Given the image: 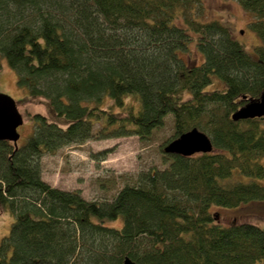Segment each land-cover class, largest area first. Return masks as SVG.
Listing matches in <instances>:
<instances>
[{"label":"trees","instance_id":"16d2710c","mask_svg":"<svg viewBox=\"0 0 264 264\" xmlns=\"http://www.w3.org/2000/svg\"><path fill=\"white\" fill-rule=\"evenodd\" d=\"M260 44L249 50L204 0H0V59L54 119L0 140V214L15 215L0 264H255L264 226L223 225L215 208L264 202V117L235 121L264 92V0H238ZM197 36L201 60L187 61ZM1 65V63H0ZM173 118L168 143L198 128L214 150L164 152L111 199L88 200L43 179L42 157L88 140L149 139ZM169 118V117H168ZM110 150L92 153L96 161ZM123 219L121 227L109 222Z\"/></svg>","mask_w":264,"mask_h":264},{"label":"rangeland","instance_id":"374dc122","mask_svg":"<svg viewBox=\"0 0 264 264\" xmlns=\"http://www.w3.org/2000/svg\"><path fill=\"white\" fill-rule=\"evenodd\" d=\"M205 20H221L231 26V31L249 50L260 44V38L248 23L250 15L242 8L238 0H204ZM243 32V33H242ZM197 36L189 43V53H183L187 61L196 63L201 60L197 46ZM0 94L9 95L15 99L23 124L19 127L20 138L18 146L26 143L34 133L35 123L29 113H41L54 119V110L50 101L44 97L33 98L27 87L18 82V73L0 59ZM171 115L165 117V124L158 128L147 140L139 136H125L105 139L88 140L83 144H72L61 148L54 155L42 157V176L52 186L64 190H81L88 199H111L126 183L135 182L140 171H150L153 168L163 169L164 163L161 147L174 137L175 127ZM169 117V118H168ZM110 150L107 159L96 161L92 153ZM165 152V151H164ZM236 181L253 180L264 185V177L253 178L236 174ZM219 213V221L226 223L249 222L264 226V202H252L236 209L215 208ZM15 215L10 211L0 214V244L10 233L15 222ZM123 219L109 222L110 226L121 227ZM255 264H264L257 262Z\"/></svg>","mask_w":264,"mask_h":264},{"label":"water","instance_id":"95a60500","mask_svg":"<svg viewBox=\"0 0 264 264\" xmlns=\"http://www.w3.org/2000/svg\"><path fill=\"white\" fill-rule=\"evenodd\" d=\"M244 100H247L245 105L232 114L235 121L264 117V92L259 98L249 99L245 96ZM23 122L15 99L9 95L0 94V140H8L17 145L20 138L19 127ZM163 150L167 154L193 156L199 153H210L214 150V146L209 135L195 127L169 142ZM126 264H132V262L127 259Z\"/></svg>","mask_w":264,"mask_h":264}]
</instances>
